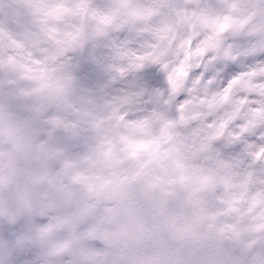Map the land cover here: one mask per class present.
<instances>
[{
  "label": "clouds",
  "instance_id": "9594fccd",
  "mask_svg": "<svg viewBox=\"0 0 264 264\" xmlns=\"http://www.w3.org/2000/svg\"><path fill=\"white\" fill-rule=\"evenodd\" d=\"M0 264H264V0H0Z\"/></svg>",
  "mask_w": 264,
  "mask_h": 264
}]
</instances>
